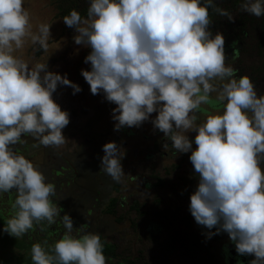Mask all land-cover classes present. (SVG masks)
I'll return each mask as SVG.
<instances>
[{
  "label": "clouds",
  "instance_id": "9594fccd",
  "mask_svg": "<svg viewBox=\"0 0 264 264\" xmlns=\"http://www.w3.org/2000/svg\"><path fill=\"white\" fill-rule=\"evenodd\" d=\"M240 8L264 16V0H243ZM209 9L234 21L214 0H89L86 17L72 9L63 23L75 30L76 45L91 50L84 60L91 70L81 75L92 95L102 92L116 105L114 131L150 121L163 133L165 151L170 141L175 153H191L198 176L189 205L195 222L208 230L207 239L227 233L239 256L264 264V94L226 63L225 37L210 31ZM31 21L24 0H0V196L15 190L2 231L19 239L35 225L59 220L61 238L51 246L33 243L32 264H107L101 235L87 224L74 229L70 215L61 217L56 185L17 147L28 136L33 148L65 145L70 117L53 94L59 86L71 87L73 95L82 91L67 74L49 71L47 62L30 64L17 55L29 42L33 59L48 50L52 24L41 22L34 31ZM210 104L220 110L201 121L202 105ZM102 151L101 171L121 182L125 150L108 142Z\"/></svg>",
  "mask_w": 264,
  "mask_h": 264
},
{
  "label": "rangeland",
  "instance_id": "374dc122",
  "mask_svg": "<svg viewBox=\"0 0 264 264\" xmlns=\"http://www.w3.org/2000/svg\"><path fill=\"white\" fill-rule=\"evenodd\" d=\"M24 7L30 11L34 31L41 22L52 24L51 39L48 42V50L36 52L35 59H33V46L30 42L17 55L23 56L30 64L37 61L47 62L49 71L62 76L67 74V78L82 89L73 95L71 87L59 86L53 94L55 101L62 110L69 113L70 117V123L63 129V135L67 140L65 145L59 149L44 146L30 147L24 156L27 159L31 155L34 156L33 162L36 164H41L44 160L48 161H46L47 167L44 170L46 175L45 172L42 173L47 182L56 185L57 195L53 197V200L60 208H68L66 214L73 219L74 229H77L76 225L85 223L88 225L87 231L98 232L101 238L109 244L113 235L120 238L126 236L121 233L127 224L117 225L113 218L104 212L108 201L116 193L114 189L116 182L100 169L101 158L104 155L103 145L108 142H116L125 150V157L121 161L122 165L139 162L145 158L150 159L154 157L155 149L162 156L164 164L169 165L175 162L176 153L171 147L167 151L163 149L162 145L165 143L163 133L154 130L150 121L144 122L139 128L126 127L120 131H114L115 122L112 119V110L116 105L107 102L102 92L99 95H92L90 86L81 75L82 69L91 70L90 64L84 63L85 57L90 53L89 48L76 45L74 42L71 43L68 34L63 32L64 23L58 16V10L53 0H24ZM214 96L215 94H213V98ZM202 110L206 111L200 115L201 121L206 114L220 110V106L202 105ZM155 116L156 113H153L151 119H154ZM195 135V132L188 133L189 139L193 141ZM23 138H26L25 140L30 146L35 143L30 136ZM193 148H195L194 143ZM27 154H31L30 157L26 156ZM82 159L88 166L80 176L78 172L83 163ZM75 164L78 166V170ZM68 166L71 167L72 172L68 171ZM59 170L64 175L63 178L55 176L56 172H60ZM69 174L73 177L78 174L72 188L65 184L68 182L66 177ZM131 176L134 177L133 174ZM129 185L132 192L128 193L124 190L121 194L124 199L131 195L138 196L146 191L144 184L130 182ZM14 198L15 190L10 194L0 196V264H32L31 245L36 242L43 244L44 241H47L49 246L54 245L61 238L65 229L57 220L56 227H54L55 225L48 226L46 222L43 225H35L33 230L19 239L4 233L2 230L6 219L12 214L11 202ZM41 227L44 231H40ZM165 231V227L155 217L147 218L142 229L145 234L157 235L161 243L165 238ZM214 249L221 263L226 264V257L230 251L235 252V245L228 239L222 245H216ZM234 259L237 260V258ZM166 261L168 264H188L178 252L168 254ZM241 264L243 263L241 262Z\"/></svg>",
  "mask_w": 264,
  "mask_h": 264
},
{
  "label": "trees",
  "instance_id": "16d2710c",
  "mask_svg": "<svg viewBox=\"0 0 264 264\" xmlns=\"http://www.w3.org/2000/svg\"><path fill=\"white\" fill-rule=\"evenodd\" d=\"M53 3L62 20L72 9L86 17L89 6V0H53ZM214 3L226 9L234 18V21L230 22L226 17L209 9L213 22L210 31L213 35L220 32L225 37L226 63L237 70V78L249 76L258 94H264V16L257 18L242 12L240 6L243 0H214ZM74 31L63 25V32L68 34L71 43L74 42ZM30 147L32 146L29 143L20 146L22 154L24 155ZM190 154L176 153L175 162L166 165L162 156L155 151L153 158L122 165L125 176L121 182L114 185L116 193L108 201L104 212L111 216L117 225L127 224L121 233L126 236L120 238L113 235L111 244L101 238L104 255L108 258L107 264H167L165 258L169 251L178 252L188 264H221L214 248L228 241L227 233L207 239L204 233L208 230L197 225L189 211L190 195L198 184V176L189 159ZM29 155L31 154L26 156ZM33 159L34 156L31 155L29 160L41 172H45L48 161L36 164ZM81 161L83 163L78 172L80 176L88 166L83 159ZM76 169L78 170L77 165ZM69 170L72 172L70 166ZM59 171L55 176L63 178L64 175ZM131 174L135 177L132 178ZM129 181L144 184L146 191L138 196L122 198L124 190L132 192ZM149 217H155L166 227V239L164 238L162 243L154 235L142 232ZM250 257L254 259V256Z\"/></svg>",
  "mask_w": 264,
  "mask_h": 264
},
{
  "label": "flooded vegetation",
  "instance_id": "af4514ba",
  "mask_svg": "<svg viewBox=\"0 0 264 264\" xmlns=\"http://www.w3.org/2000/svg\"><path fill=\"white\" fill-rule=\"evenodd\" d=\"M169 145H171V142H169ZM171 147V146H170ZM155 151H157L156 149L154 150V152ZM151 158H153V157H151ZM137 161H139V160H137ZM70 175V176H69ZM67 177H66V179H68V182H65V184H67L68 185V187H74V182H75V180H76V178L78 177V174H76L74 177H72V175L71 174H69ZM135 177V176H134ZM134 177H132V178H134ZM130 182H132V181H129L128 182V185H129V183ZM133 182H135V181H133ZM137 183V182H136ZM129 187H130V185H129ZM70 193H72V192H70ZM86 196V195H85ZM71 199V198H70ZM63 211L60 213V215H61V217H62V215H63V213H67L68 212V208H61ZM88 213H90L89 211H88ZM107 214V213H106ZM108 215V214H107ZM109 216V215H108ZM109 217H111V216H109ZM112 218V217H111ZM85 223H80V225L78 224V225H76V228L78 229L81 225H84ZM145 224V223H144ZM144 227V226H143ZM143 229V228H142ZM165 229H166V227H165ZM145 234V233H144ZM147 235H149V234H147ZM151 235V234H150ZM156 238H157V240L159 241V239H158V236L157 235H154ZM165 239H166V231H165ZM160 242V241H159ZM227 242V241H226ZM112 243V240L110 241V243L109 244H111ZM161 243V242H160ZM172 253H175V252H167V254H166V258H167V256H168V254H172ZM217 253V252H216ZM217 255V254H216ZM166 258H165V260H166ZM217 258L220 260V258L217 256ZM234 258H237V260L236 259H234ZM253 258L252 257H250V256H239L237 253H236V251L234 252V251H230L229 252V254H228V256L226 257V264H236V262L238 261V260H240L243 264H249V262L252 260ZM167 262V261H166ZM220 263H221V260H220ZM168 264V263H167ZM222 264V263H221Z\"/></svg>",
  "mask_w": 264,
  "mask_h": 264
}]
</instances>
